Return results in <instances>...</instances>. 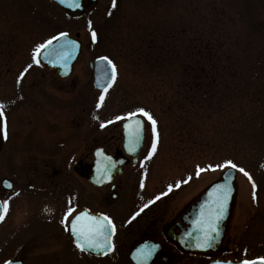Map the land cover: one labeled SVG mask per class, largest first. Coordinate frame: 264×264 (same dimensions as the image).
Wrapping results in <instances>:
<instances>
[{
    "label": "rangeland",
    "instance_id": "374dc122",
    "mask_svg": "<svg viewBox=\"0 0 264 264\" xmlns=\"http://www.w3.org/2000/svg\"><path fill=\"white\" fill-rule=\"evenodd\" d=\"M112 4L113 0H97L71 15L48 0H0V97L15 109L14 132L22 144L36 139L40 150L54 151L50 143H65L56 152L68 156L66 146H72L76 157L85 145L81 139L71 144L63 137L92 135L98 118L149 110L160 123L161 136L152 164L158 169L154 186L187 168L192 174L195 164L203 168L234 161L260 188L254 194L251 183L237 177L230 229L219 256L264 259V0H116L114 8ZM59 31L78 36L82 44L73 72L64 80L30 62L31 50ZM99 55L114 61L119 76L97 111L99 117L94 113L93 118L100 101L91 90L88 62ZM104 134L113 133L109 129ZM63 155L49 157L58 162ZM206 174L169 198L170 216L188 193L198 186L203 189L217 176ZM26 203L17 204L14 211L30 213ZM17 217H10L5 229L27 231L19 239L25 245L18 250L9 235V248L0 253V262L22 258L27 264H95L70 250L52 255L55 242L44 222L25 220L18 225ZM48 228L59 226L53 221ZM35 231L38 234L30 238ZM210 259L172 255L167 264H205ZM104 262L115 264L112 259Z\"/></svg>",
    "mask_w": 264,
    "mask_h": 264
},
{
    "label": "flooded vegetation",
    "instance_id": "af4514ba",
    "mask_svg": "<svg viewBox=\"0 0 264 264\" xmlns=\"http://www.w3.org/2000/svg\"><path fill=\"white\" fill-rule=\"evenodd\" d=\"M42 69L56 76L47 69ZM91 90L97 94L104 92L97 91L93 86ZM0 105L4 106L0 128L6 122V136L0 132V202H8V211L3 221H0V231L7 228L8 219L16 215H18L16 219L18 225L20 222L24 224L25 220L32 223L41 219L46 232L55 242L53 248H50L52 255H65L64 252L70 250L83 259L86 257L91 259L95 264H106L107 262H102L107 259H112L115 264H135L134 260L142 264H167L172 255L190 257L210 255L209 261L221 258L220 250L205 254L185 252L175 239L189 231L191 223L197 219V214L193 210L194 206L208 187L223 181L225 168L218 169L216 164H210L206 175H217L216 178L203 189L198 186V189L188 193L170 216L169 198L189 187L193 180L200 181L201 174L199 177L195 176L194 167L198 166L195 164L192 174L187 168L170 180H163L159 187L154 186L158 169L153 170L152 164L159 154L161 143L159 142L151 159H148L152 144V126L148 121L144 119L141 121L144 127L139 149L135 148L130 151L129 144L127 148H124L125 134L128 137L123 127L126 120H117V117H126L129 114L123 116L117 114L114 120L98 118L92 135L76 136L77 138L74 139L70 136L63 137L65 140H70L68 143L71 144L81 139L80 144L89 145L88 147L82 145V152L73 157L71 152L74 147L72 146H66V149H69L68 156L62 150L56 152L65 144L62 142L50 143L49 149L52 147L54 151L40 150L42 146L36 139L31 143L22 144L19 134L13 130L15 120H11L13 115L11 113L15 109H11L13 106L10 107L5 97H0ZM82 113L85 114V110H82ZM94 113L99 117L96 111H92L91 117L94 118ZM109 121L114 122L108 123ZM102 123L107 126L101 128ZM109 129L113 134L107 137L104 132ZM158 134L160 136L159 129ZM84 148H87L85 152ZM98 152L103 155L98 157ZM61 153L64 155L60 156L56 162L53 157ZM109 175H112L109 177L111 180L109 184H106L105 181ZM189 177L191 178L189 182L183 183ZM237 177L238 175L235 177V194L230 206L224 239L230 229L229 221L237 194ZM177 182H180L179 188L176 187ZM169 186H172L170 192ZM157 197L160 198L157 199ZM22 202H27V208L31 209L30 213L26 214L21 210L23 213L21 215V212L14 211L16 205ZM69 207L74 209L69 221L82 213L96 217L107 216L112 221L115 233L111 237V252L97 256L93 254L94 252H81L75 247L74 237L70 230L66 231V227L70 228V225L62 223ZM53 221L59 226L57 230L48 228ZM16 226L14 225L13 229ZM6 230H3L0 236V253L9 248V235L13 246L22 250L21 247H24L25 242L19 239L27 235V231L24 229L19 232ZM38 232L29 233L30 238L33 239ZM6 240L7 245L4 247L2 245ZM140 246L142 247L138 249ZM142 249L151 250V255L145 259L141 255ZM8 260H21L23 264H27L22 258L6 259L0 264Z\"/></svg>",
    "mask_w": 264,
    "mask_h": 264
},
{
    "label": "snow or ice",
    "instance_id": "6c2138e0",
    "mask_svg": "<svg viewBox=\"0 0 264 264\" xmlns=\"http://www.w3.org/2000/svg\"><path fill=\"white\" fill-rule=\"evenodd\" d=\"M69 3V6L75 5L79 7L77 0H61V3ZM113 8L116 6V0H113L112 4ZM92 40L95 42L96 33L92 32ZM67 36L66 33H62L60 36L54 37L53 39L56 41L62 40ZM53 39L48 40L46 43L41 44L36 48L33 53V61L35 63H39L38 57L44 55L47 57L55 56V58L62 63L67 62L68 58L71 55V52L68 51L69 48H75L76 45L73 42L66 41L64 45L61 46V50L57 51L55 48L51 47L53 45ZM102 61L106 63L108 68L111 69V74L109 75L107 72L104 73L106 80L103 82L98 79V86L101 87L102 91L107 92L108 88L111 87V82H114L116 77V69L110 60L106 58H102ZM31 67V66H29ZM22 78V77H21ZM100 103L97 104V109H99L104 101V96L101 95L99 97ZM3 105H0V119L3 118ZM140 116L146 118L149 123L152 125V144L151 151L148 154V159H151L152 155L156 152L157 143H158V133L156 128V121L152 118V116L144 111L140 110ZM137 116V113H130L126 117H117V120H127L131 121V123H126L124 125L125 130L128 135L129 140V150L132 151L136 147L139 146L142 139L143 132V124L139 119H134ZM114 121H109L108 123H113ZM107 125L102 123L101 128L106 127ZM0 132H2L6 136V122L4 126L0 128ZM103 155L98 152L97 156ZM221 169L230 168L235 169L236 171L242 172L244 176L248 177L251 180L249 174L243 169L237 168L235 164L231 161L226 162L224 165L220 166ZM215 171V169H212ZM205 171V169L197 168L196 175L200 176L201 172ZM191 178L184 180L183 183H188ZM11 187V185H8ZM177 188L180 187V182H177ZM255 188V185H253ZM172 191V186H169V192ZM228 190L225 186L221 185L215 189L214 199H213V207L209 210L207 215L201 216V218L196 222L199 224L198 228H195L194 231L198 233L196 236V246L200 248H210L213 245V241L215 237H218L219 232L217 230V225L220 220L223 219L224 212L226 210L227 201H228ZM167 194V193H165ZM160 197H157L159 199ZM255 199V197H253ZM8 211V202H0V221H3L6 213ZM74 209L69 207L67 213L65 214L62 223L66 225H70V228L66 227V231L71 232V235L75 240V247L79 249L81 252H85L87 250L96 251L99 253L107 254L109 250L112 248L111 244V236L115 233V226L112 224V221L107 217H96L90 216L87 213H82L80 215L75 216L71 221H69V217L72 216ZM139 213H137L138 215ZM134 218V217H133ZM141 255L146 259L151 255V250H141ZM242 264H264V259L257 261H249L244 260Z\"/></svg>",
    "mask_w": 264,
    "mask_h": 264
},
{
    "label": "water",
    "instance_id": "95a60500",
    "mask_svg": "<svg viewBox=\"0 0 264 264\" xmlns=\"http://www.w3.org/2000/svg\"><path fill=\"white\" fill-rule=\"evenodd\" d=\"M51 1L57 3L61 7L66 8V9L72 11V12H75L77 10H81V8H82V6H81L82 0H77V3L79 4V7H76L75 5L69 6V3H67V2L66 3H61V0H51ZM91 1H94V0H91ZM69 2H70V0H69ZM66 41L73 42L76 45V47L74 49L73 48H69L68 49V51L71 52V55L68 58L66 64L62 63L59 60H57L55 58V56L46 58L44 55H41L39 57V59L42 60V63L46 64L47 66H50L53 63V62L50 63V60L55 61V59H56V61L54 63H57L58 64L57 66H61L62 69H64V71L63 70H59V68H55V66L52 67V71L55 72L58 75H61V76H63V74L67 75L72 70V65H73L74 61L76 60V58H77V56H78V54L80 52L79 43L77 41L69 39L67 36L64 39H62V40L54 41L53 45L51 47L55 48L57 51H60L61 50V46L64 45L66 43ZM99 61H101V60H99ZM108 70L109 69L106 66H105V68L97 66L96 69H95V78L96 79H101L102 78V71L109 72ZM202 206H201L202 214L203 215H207L209 210L212 207H205V206L202 207ZM202 214H201V216H202ZM226 215H227V207H226V210L224 212L223 219L220 220L218 225H217V230L219 232V235H218V237L214 238L213 245L210 248L197 247L196 246V236L198 235V233H196V232L193 233V231L191 232L189 237H184V238H181V239H179V237H178L175 240L177 242H179L180 246L183 247L184 250H186V251H193L194 249L201 250V251H205V250H213V251H215L219 247L220 239H221L222 234H223L224 229H225ZM257 262H259V261H257ZM7 264H20V263H7ZM211 264H232V263L216 261V262H212Z\"/></svg>",
    "mask_w": 264,
    "mask_h": 264
},
{
    "label": "bare ground",
    "instance_id": "6f19581e",
    "mask_svg": "<svg viewBox=\"0 0 264 264\" xmlns=\"http://www.w3.org/2000/svg\"><path fill=\"white\" fill-rule=\"evenodd\" d=\"M198 189V188H197Z\"/></svg>",
    "mask_w": 264,
    "mask_h": 264
}]
</instances>
